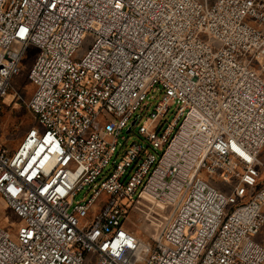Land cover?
Returning a JSON list of instances; mask_svg holds the SVG:
<instances>
[{
	"label": "built area",
	"instance_id": "1",
	"mask_svg": "<svg viewBox=\"0 0 264 264\" xmlns=\"http://www.w3.org/2000/svg\"><path fill=\"white\" fill-rule=\"evenodd\" d=\"M32 46L0 264H264V0H0V110Z\"/></svg>",
	"mask_w": 264,
	"mask_h": 264
},
{
	"label": "rangeland",
	"instance_id": "2",
	"mask_svg": "<svg viewBox=\"0 0 264 264\" xmlns=\"http://www.w3.org/2000/svg\"><path fill=\"white\" fill-rule=\"evenodd\" d=\"M87 45L88 44L86 43L81 47L77 56L85 52ZM36 53L37 49L32 46L25 56L22 72L20 75L13 79L12 86L10 87L9 93L6 96L0 110V145L6 146L9 149H15L19 145L23 137L26 135L28 130L36 123L35 116L27 106L34 93V86L30 83L27 75L29 68L31 67L35 59ZM263 63L264 58H258L257 60H255L254 65L255 67L259 68V66H261ZM162 95L163 91H161V88L159 90L155 88L149 92V99L146 102L145 109L138 111V114H140L139 119H141L139 125H149L150 113L159 103ZM178 107L179 104H173L171 107V112L173 111L174 113H176ZM174 113H170V115H168L169 120H172ZM139 125L135 126L134 130L129 134L126 132L127 130H125L124 134L129 139V143L140 141L147 145L148 141H146L145 138L138 132ZM163 149V146L158 148V153L161 154ZM260 157L264 161V149ZM205 179L208 180L211 184L219 186L226 192H229L230 190L229 188L220 185L225 183L221 182L217 176L207 174ZM262 186H264V181L259 187L261 188ZM84 201H86L84 192L77 195L74 199V202L76 204L78 202ZM131 216L134 217V214H132ZM131 223V221H128L126 224L127 226H132ZM22 224L23 222L13 212H11L6 207V205H1L0 225L9 230L13 234V237H16L18 229ZM254 239L260 243H264V227L261 233L258 236H255Z\"/></svg>",
	"mask_w": 264,
	"mask_h": 264
}]
</instances>
